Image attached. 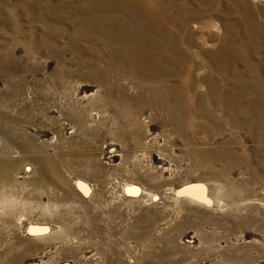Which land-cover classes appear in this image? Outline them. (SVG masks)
I'll list each match as a JSON object with an SVG mask.
<instances>
[{"label": "rangeland", "instance_id": "1", "mask_svg": "<svg viewBox=\"0 0 264 264\" xmlns=\"http://www.w3.org/2000/svg\"><path fill=\"white\" fill-rule=\"evenodd\" d=\"M0 264H264V0H0Z\"/></svg>", "mask_w": 264, "mask_h": 264}, {"label": "bare ground", "instance_id": "2", "mask_svg": "<svg viewBox=\"0 0 264 264\" xmlns=\"http://www.w3.org/2000/svg\"><path fill=\"white\" fill-rule=\"evenodd\" d=\"M145 61H147L149 63H155L156 62L154 59H150V58H146ZM138 63H143V56L139 58V62Z\"/></svg>", "mask_w": 264, "mask_h": 264}]
</instances>
